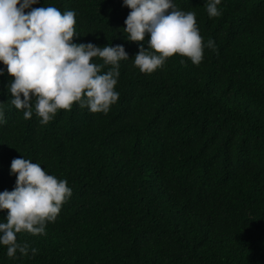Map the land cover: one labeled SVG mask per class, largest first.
Masks as SVG:
<instances>
[{
    "label": "trees",
    "instance_id": "16d2710c",
    "mask_svg": "<svg viewBox=\"0 0 264 264\" xmlns=\"http://www.w3.org/2000/svg\"><path fill=\"white\" fill-rule=\"evenodd\" d=\"M173 2L214 48L199 65L173 54L150 74L133 66L149 34L124 39L123 0L25 9L74 10L73 42L123 44L129 59L107 114L74 103L44 125L11 105L14 78L0 75V191L14 188L10 163L23 155L72 189L45 235L16 234L29 255L0 246V264H264V0H221L211 18L205 0Z\"/></svg>",
    "mask_w": 264,
    "mask_h": 264
},
{
    "label": "clouds",
    "instance_id": "9594fccd",
    "mask_svg": "<svg viewBox=\"0 0 264 264\" xmlns=\"http://www.w3.org/2000/svg\"><path fill=\"white\" fill-rule=\"evenodd\" d=\"M38 2L0 0V63L6 66L0 68V75L6 70L14 78L5 85L11 105L23 111L24 119L35 112L41 125L59 110H71L74 103L92 113L107 114L119 98L115 90L119 62L129 59L123 44L75 43L73 37L79 35L74 27L75 11L61 13L49 5L25 12ZM220 4L221 0H205L210 18L220 15ZM122 6L130 9L124 20V39L140 42L149 34L147 47L139 44L132 58L141 73L161 68L173 54L199 65L205 47L214 48L212 39L203 41L196 13L179 9L173 0H123ZM93 58L102 59L103 64ZM104 66L110 67L101 72ZM4 123L0 108V124ZM9 174H15V186L0 191V210H8L0 219V246H6L8 258H15L17 252L29 255V245L18 243L16 234L45 235L46 225L55 222L72 189L66 179L49 174L24 155L11 160ZM36 252L31 248V255Z\"/></svg>",
    "mask_w": 264,
    "mask_h": 264
}]
</instances>
